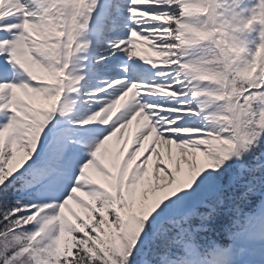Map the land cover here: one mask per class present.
<instances>
[{
    "label": "snow or ice",
    "instance_id": "obj_1",
    "mask_svg": "<svg viewBox=\"0 0 264 264\" xmlns=\"http://www.w3.org/2000/svg\"><path fill=\"white\" fill-rule=\"evenodd\" d=\"M0 264H264V0H0Z\"/></svg>",
    "mask_w": 264,
    "mask_h": 264
}]
</instances>
